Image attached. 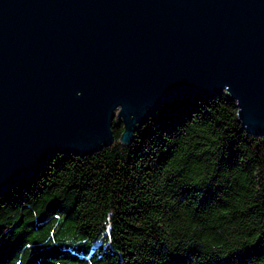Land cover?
Instances as JSON below:
<instances>
[{
	"label": "water",
	"instance_id": "water-1",
	"mask_svg": "<svg viewBox=\"0 0 264 264\" xmlns=\"http://www.w3.org/2000/svg\"><path fill=\"white\" fill-rule=\"evenodd\" d=\"M222 93L264 134V0H0V195Z\"/></svg>",
	"mask_w": 264,
	"mask_h": 264
},
{
	"label": "trees",
	"instance_id": "trees-1",
	"mask_svg": "<svg viewBox=\"0 0 264 264\" xmlns=\"http://www.w3.org/2000/svg\"><path fill=\"white\" fill-rule=\"evenodd\" d=\"M0 195V264H264V134L225 94L164 102Z\"/></svg>",
	"mask_w": 264,
	"mask_h": 264
},
{
	"label": "rangeland",
	"instance_id": "rangeland-1",
	"mask_svg": "<svg viewBox=\"0 0 264 264\" xmlns=\"http://www.w3.org/2000/svg\"><path fill=\"white\" fill-rule=\"evenodd\" d=\"M115 120H116V121H118V119H117V118H116Z\"/></svg>",
	"mask_w": 264,
	"mask_h": 264
}]
</instances>
